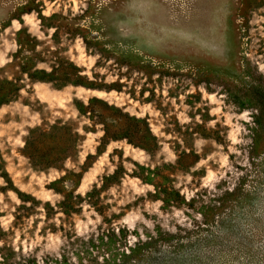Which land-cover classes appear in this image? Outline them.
Wrapping results in <instances>:
<instances>
[{"label":"rangeland","instance_id":"rangeland-1","mask_svg":"<svg viewBox=\"0 0 264 264\" xmlns=\"http://www.w3.org/2000/svg\"><path fill=\"white\" fill-rule=\"evenodd\" d=\"M241 179L218 264H264V0H0V264H118Z\"/></svg>","mask_w":264,"mask_h":264},{"label":"trees","instance_id":"trees-1","mask_svg":"<svg viewBox=\"0 0 264 264\" xmlns=\"http://www.w3.org/2000/svg\"><path fill=\"white\" fill-rule=\"evenodd\" d=\"M35 74L43 76L29 74L28 76L33 80L45 81L44 77L47 74L44 71H36ZM134 121L140 122L137 119ZM144 133L145 135L138 136V143L145 151L153 152L157 147L156 140L150 134L145 122ZM142 180L148 181V178ZM156 188L163 195L160 200L165 207L171 204L178 205L179 201L185 204L184 200H180L178 193ZM219 193V196L209 199L210 205L207 207V209L210 208L209 211L199 212V218L192 219V225L187 228L177 227L176 232L155 230L144 240L138 239L126 247L127 252L122 254L118 264H125L126 260L136 264L143 258H148V263L151 262V264H167L170 261H180L182 264L188 261L218 264L221 259L220 253L231 254L234 258L242 256L247 260L254 259L250 241L255 240V230L254 228L245 230L244 221L248 223L250 211L245 212L243 209L244 205L250 204L254 191L247 190L241 179L231 189ZM172 194L177 197L176 200L172 198ZM185 205L191 208L190 204Z\"/></svg>","mask_w":264,"mask_h":264}]
</instances>
